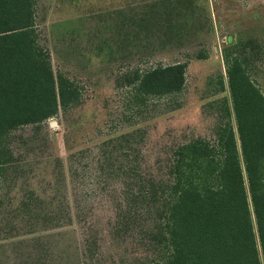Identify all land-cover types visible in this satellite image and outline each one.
<instances>
[{
    "label": "rangeland",
    "instance_id": "1",
    "mask_svg": "<svg viewBox=\"0 0 264 264\" xmlns=\"http://www.w3.org/2000/svg\"><path fill=\"white\" fill-rule=\"evenodd\" d=\"M35 24L82 97L8 138L0 264L160 260L161 194L149 207L146 193L167 184L177 147L235 130L224 51L246 58L264 95V0H36ZM175 63L188 65L180 94L134 98L138 75Z\"/></svg>",
    "mask_w": 264,
    "mask_h": 264
},
{
    "label": "trees",
    "instance_id": "2",
    "mask_svg": "<svg viewBox=\"0 0 264 264\" xmlns=\"http://www.w3.org/2000/svg\"><path fill=\"white\" fill-rule=\"evenodd\" d=\"M250 1V0H246ZM36 0H0V179L13 162L8 138L81 101L79 85L55 74L35 24ZM223 52L235 130L177 147L153 229L162 258L147 264H264V95L246 58ZM230 52V53H229ZM187 63L157 65L130 84L135 99L180 94ZM151 198V199H150Z\"/></svg>",
    "mask_w": 264,
    "mask_h": 264
},
{
    "label": "crops",
    "instance_id": "3",
    "mask_svg": "<svg viewBox=\"0 0 264 264\" xmlns=\"http://www.w3.org/2000/svg\"><path fill=\"white\" fill-rule=\"evenodd\" d=\"M244 1H246V0H244ZM250 1H255V0H250ZM248 2V1H247Z\"/></svg>",
    "mask_w": 264,
    "mask_h": 264
}]
</instances>
